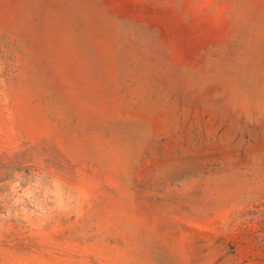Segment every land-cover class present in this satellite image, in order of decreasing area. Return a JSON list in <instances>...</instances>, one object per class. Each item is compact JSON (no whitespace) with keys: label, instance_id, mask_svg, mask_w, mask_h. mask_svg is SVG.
<instances>
[{"label":"rangeland","instance_id":"obj_1","mask_svg":"<svg viewBox=\"0 0 264 264\" xmlns=\"http://www.w3.org/2000/svg\"><path fill=\"white\" fill-rule=\"evenodd\" d=\"M0 264H264V0H0Z\"/></svg>","mask_w":264,"mask_h":264}]
</instances>
